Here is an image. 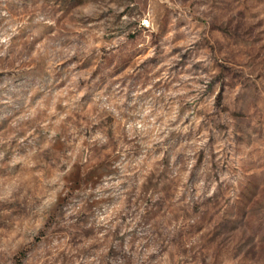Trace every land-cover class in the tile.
I'll list each match as a JSON object with an SVG mask.
<instances>
[{
	"label": "rangeland",
	"instance_id": "1",
	"mask_svg": "<svg viewBox=\"0 0 264 264\" xmlns=\"http://www.w3.org/2000/svg\"><path fill=\"white\" fill-rule=\"evenodd\" d=\"M0 264H264V0H0Z\"/></svg>",
	"mask_w": 264,
	"mask_h": 264
},
{
	"label": "built area",
	"instance_id": "2",
	"mask_svg": "<svg viewBox=\"0 0 264 264\" xmlns=\"http://www.w3.org/2000/svg\"><path fill=\"white\" fill-rule=\"evenodd\" d=\"M140 25H141V26H142V25H147V21H146V19L141 20V21H140Z\"/></svg>",
	"mask_w": 264,
	"mask_h": 264
},
{
	"label": "bare ground",
	"instance_id": "3",
	"mask_svg": "<svg viewBox=\"0 0 264 264\" xmlns=\"http://www.w3.org/2000/svg\"><path fill=\"white\" fill-rule=\"evenodd\" d=\"M142 26H147V25H142Z\"/></svg>",
	"mask_w": 264,
	"mask_h": 264
}]
</instances>
